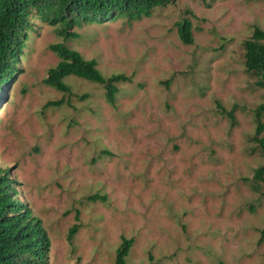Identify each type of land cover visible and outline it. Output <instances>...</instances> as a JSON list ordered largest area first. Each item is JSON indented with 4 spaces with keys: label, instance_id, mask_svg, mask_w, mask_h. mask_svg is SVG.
I'll return each mask as SVG.
<instances>
[{
    "label": "rangeland",
    "instance_id": "1",
    "mask_svg": "<svg viewBox=\"0 0 264 264\" xmlns=\"http://www.w3.org/2000/svg\"><path fill=\"white\" fill-rule=\"evenodd\" d=\"M37 18L0 96V178L42 220L46 264H116L123 239L125 264H264V182L253 189L264 89L245 67L264 0H177L69 38ZM57 44L128 78L115 103L74 75L70 93L45 83Z\"/></svg>",
    "mask_w": 264,
    "mask_h": 264
},
{
    "label": "trees",
    "instance_id": "2",
    "mask_svg": "<svg viewBox=\"0 0 264 264\" xmlns=\"http://www.w3.org/2000/svg\"><path fill=\"white\" fill-rule=\"evenodd\" d=\"M177 0H0V96L17 70L19 57L27 30L34 24V17L59 27L66 38L75 36L69 32L88 22L105 23L126 14L130 21L150 16L158 7L176 3ZM182 41L194 43L191 26L187 23L180 30ZM58 55V65L49 71L45 83L60 91L70 93L64 83L67 76L74 75L95 83L104 84L106 98L115 103L118 89L116 82L127 80L125 76L106 79L98 69L96 60H87L67 45H52ZM245 67L248 75L256 79V86L264 89V29L255 27L252 36L245 41ZM61 102L56 103V105ZM236 109V108H235ZM235 109L229 112L235 119ZM257 131L254 141L264 149V103L257 108ZM264 182V165L257 168L253 177V189L258 191ZM98 196L91 197L96 200ZM79 226L71 229V240ZM264 237V231H263ZM133 240L123 239L116 264H125V257ZM50 240L43 222L32 210L17 199L13 181L0 178V264H46L50 253Z\"/></svg>",
    "mask_w": 264,
    "mask_h": 264
}]
</instances>
